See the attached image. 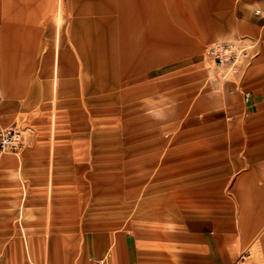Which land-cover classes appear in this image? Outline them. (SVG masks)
<instances>
[{"label":"rangeland","instance_id":"rangeland-1","mask_svg":"<svg viewBox=\"0 0 264 264\" xmlns=\"http://www.w3.org/2000/svg\"><path fill=\"white\" fill-rule=\"evenodd\" d=\"M237 1L0 0V125L26 131L0 264H207L195 223L223 264H264V29ZM240 38L224 73L207 50Z\"/></svg>","mask_w":264,"mask_h":264},{"label":"built area","instance_id":"built-area-1","mask_svg":"<svg viewBox=\"0 0 264 264\" xmlns=\"http://www.w3.org/2000/svg\"><path fill=\"white\" fill-rule=\"evenodd\" d=\"M255 49L256 44L250 43L248 38H240L214 43L209 46L207 54L217 68L227 73L252 60ZM224 77L226 78L227 75ZM2 105L3 97L0 94V107ZM25 133L26 131L17 124L0 125V158L7 155H19L25 147Z\"/></svg>","mask_w":264,"mask_h":264},{"label":"crops","instance_id":"crops-1","mask_svg":"<svg viewBox=\"0 0 264 264\" xmlns=\"http://www.w3.org/2000/svg\"><path fill=\"white\" fill-rule=\"evenodd\" d=\"M148 1H149L150 4L152 3V0H147V2ZM133 2L134 1H131V3H133ZM239 2L245 8H247V7H256L258 9H260L261 11H264V0H238L237 4H236V11H235L236 17H237V19L239 21V26L244 31L256 32L260 28L264 29V23H262V20H261L264 16H262V18H259L258 21L247 20L245 18H242L241 16H238V10H239L238 9V4H239ZM261 11H257V13L261 14ZM80 21H82V19ZM3 89H4L5 93L8 92V89H5L4 87H3ZM214 115H215V112L212 113V117ZM240 214L241 213H239V215ZM263 215H264V213H263ZM242 216H243V214H241V217L238 218V221H237L238 224L237 225H238L239 231L243 232L246 235V233L248 231V227L246 226L247 225L246 224V220ZM257 226L258 225H253L252 227L257 228ZM205 228L208 229V226H206V224L195 223L193 228L187 230L186 232H189V233L192 232V231L205 232L206 235H207V236L205 235L206 236L205 240L207 242L205 244H206V246L208 248L209 255H210V259H209V262H207V264H220V262L223 264L222 257H221L222 255H221L220 250H219L218 241H216V239L214 238L213 233L209 234L206 231ZM261 239H263V242H264V234H263ZM192 248H194V247H192ZM28 249H29V246H28ZM29 251H30V249H29ZM102 263H104V261H102L101 264Z\"/></svg>","mask_w":264,"mask_h":264}]
</instances>
